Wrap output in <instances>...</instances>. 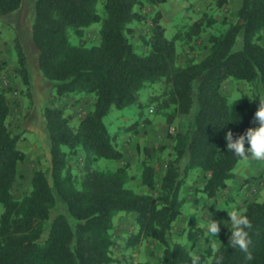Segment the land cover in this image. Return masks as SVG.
<instances>
[{"label":"trees","instance_id":"1","mask_svg":"<svg viewBox=\"0 0 264 264\" xmlns=\"http://www.w3.org/2000/svg\"><path fill=\"white\" fill-rule=\"evenodd\" d=\"M22 1L0 0V16L17 11ZM167 1L33 0L31 37L36 63L42 78L52 82L43 113L50 161L32 171L30 190L17 198L13 184L27 153L18 146L20 134L9 128L11 107L7 91L0 90V264H133L125 255L122 261L114 254L118 213L136 214L137 230L129 235L126 248L149 239L161 248V264H216L221 257V264H264V198L243 202L241 213L252 225L247 252L228 245L231 226L221 220L218 245L204 235L196 255L192 251L202 228L188 230L190 244L173 237L174 222L185 204L182 189L189 172H203L199 192L206 200L217 197L235 177L233 170L240 161L227 152L226 133L231 130L235 138L255 126L258 108L254 102L246 97L229 101L223 85L234 79L264 95V0H240L234 17L222 20L226 27L210 34L206 55L190 56L184 64L177 51L180 36L166 37L158 9L150 18L148 37L143 38L146 52H137L131 41L132 23L145 18L146 8ZM213 3L219 12L230 6V0ZM216 21L203 13L189 26L185 38L189 41ZM96 22L100 23L98 43L88 46L85 29ZM239 36L242 43L236 48ZM13 49L17 56L13 71L32 106V79L19 36L13 39ZM3 68L0 60V74ZM151 84L160 85L161 92L144 103L139 91ZM68 95L73 96L74 105L85 95L92 97L91 108L79 115L76 124L61 102ZM134 104L140 108L154 104L169 125L184 118L169 134L172 143L160 181L155 166L143 161L145 191L129 185L134 177L115 135L103 122L111 108ZM165 148L158 145L143 151L148 156ZM101 159L123 164L114 170L99 169ZM251 181L247 178L244 184ZM57 197L67 214L57 213L46 229Z\"/></svg>","mask_w":264,"mask_h":264},{"label":"rangeland","instance_id":"2","mask_svg":"<svg viewBox=\"0 0 264 264\" xmlns=\"http://www.w3.org/2000/svg\"><path fill=\"white\" fill-rule=\"evenodd\" d=\"M213 2L214 0H168L161 5L146 8L144 10L145 18L132 23L134 33L131 36V41L134 43L135 50L139 53L146 52L147 48L143 42V38L148 37L151 25L150 18L158 9L162 13L161 23L165 27L166 37L171 39L175 35L179 34L180 36L176 43L180 63L184 64L190 56L196 59L202 58L207 53L210 34L224 29L226 25L223 24L222 20L232 19L240 5V0H230L228 10L219 12L214 7ZM33 7V0H23L21 7L17 11L0 16V60L4 63L3 71L0 74V90L7 91L11 107L9 128L13 133L20 134L18 146L27 153L25 161L19 165L18 175L13 184V192L17 198L30 190L32 171L37 167H46L50 161L49 143L44 130L43 113L44 107L47 104L49 84L52 82L42 78L36 68L35 59L37 50L31 37ZM99 12L102 14L100 4ZM203 13L215 17L217 21L212 26L207 27L201 34L187 41L185 38L186 31ZM99 28L100 23L96 22L85 29V39L88 46L98 43ZM16 36H19L24 52L29 60V70L33 86L34 103L32 106L28 105L27 98L22 94V84L13 71L17 58L13 49V39ZM77 41L76 38H73V43H77ZM241 43L242 38L239 36L236 48H239ZM223 91L229 101L242 97L251 99L246 94L256 95L253 88L246 82H239L234 79H230L224 83ZM160 92V85L151 84L139 91V97L141 101L148 103V99L152 95ZM46 93L47 97L45 101L41 100L42 96ZM91 100V96H87L85 105L78 108L74 107L76 105L73 104V96L68 95L62 100V104L65 105V112L72 115V124H76L79 115L89 109L88 106H91ZM252 101L258 108L259 97ZM73 109L75 110L74 115ZM183 119L182 117H178L174 120L173 124L169 125L162 114L156 113L154 104H146L143 108H140L136 104L123 109L113 107L103 117V122L108 128L109 133L115 135L117 145L124 153L123 161L128 163L129 172L134 177L129 183L132 188L137 191L147 190L141 182V171L144 160L149 161L155 166L156 175L158 181H160L166 167L168 148L172 143L169 134L183 124ZM137 121H139V124H137ZM158 145H164L166 148L155 151L148 156L143 151L144 147L150 148L157 147ZM123 161L101 159L97 163V167L99 169L114 170L122 165ZM248 162L239 161L235 166L233 171L236 177L228 181V185L233 187L231 188L232 190L230 189V192L221 194L211 200H206L199 192V188L205 180L203 172L197 170L189 172L182 189L185 204L181 216L174 222L173 237L181 243L190 244L192 241L187 239L188 230L198 227L202 228L203 233L199 236L196 246L192 251L194 255L202 250L204 235L208 236L206 225L212 219V216L217 218L216 221L219 222L221 220L230 226L228 212L233 209L243 212L245 198L250 200H262L264 198V170L259 168L255 171L258 174L248 177L249 174L243 169V165H246ZM247 178L252 179L253 183L251 181V185L246 186L247 184H244ZM207 207L209 213L200 216V210L207 209ZM238 207L240 208L237 209ZM2 210L3 206L0 204V213ZM59 212L67 214L64 203L57 197V204L51 210L50 218L45 223L46 229L51 219ZM194 213L195 215H193ZM135 215V213H118L114 216V237L117 243L114 249L115 256L124 261L122 255H125L133 264H145L146 262L161 264V248L149 239H142L134 247L126 248L129 235L137 230ZM210 239L215 246L218 245V239Z\"/></svg>","mask_w":264,"mask_h":264},{"label":"clouds","instance_id":"3","mask_svg":"<svg viewBox=\"0 0 264 264\" xmlns=\"http://www.w3.org/2000/svg\"><path fill=\"white\" fill-rule=\"evenodd\" d=\"M246 95L252 100L259 97V107L255 112V126L249 127L244 133L236 135L235 138L233 132L229 130L225 136L227 152L232 153L241 162L246 163L249 160L264 162V95ZM207 213H209L208 207L207 209H201L199 214L204 216ZM228 215L230 216L229 223L231 226L228 245L247 252L251 243L248 230L252 227L249 218L235 209L228 212ZM206 227L208 236L212 239H218L217 234L221 231L220 222L212 218ZM247 258L252 259L251 253L248 254ZM221 260L222 257L218 258L216 264H221Z\"/></svg>","mask_w":264,"mask_h":264},{"label":"crops","instance_id":"4","mask_svg":"<svg viewBox=\"0 0 264 264\" xmlns=\"http://www.w3.org/2000/svg\"><path fill=\"white\" fill-rule=\"evenodd\" d=\"M26 59H27V66H28V69H29V60H28V56H26ZM36 59H37V55H36ZM36 59H35V61H36ZM15 66V65H14ZM36 68H37V71L39 72V70H38V67H37V63H36ZM30 71V70H29ZM39 74H40V72H39ZM40 76H41V74H40ZM42 77V76H41ZM87 96H90V95H85L79 102H78V104L76 105V106H74L75 108H78V107H83L84 105H85V102H86V97ZM46 97H47V93L44 95V96H42V99L41 100H43V101H45V99H46ZM92 98V97H91ZM62 102V101H61ZM89 107V109L91 108V106L89 105L88 106ZM74 112H75V110L73 109V115H74ZM261 169V170H264V162H262V161H255V160H249V162L246 164V165H243V169L244 170H246V172L249 174V176L248 177H253V176H255L256 174H258L257 172H255L256 170H258V169ZM236 177V176H235ZM242 182V181H241ZM247 185L246 186H248V185H251V183L249 182V183H246ZM231 188H233V187H231V186H229L228 185V187H227V189L225 190V191H220L219 193H218V196H220L221 194H226L227 192H230V189ZM232 190V189H231ZM136 216V215H135ZM135 216H134V218H135Z\"/></svg>","mask_w":264,"mask_h":264}]
</instances>
